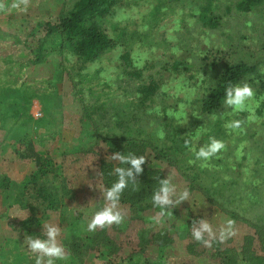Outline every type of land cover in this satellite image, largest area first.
Returning <instances> with one entry per match:
<instances>
[{
    "label": "rangeland",
    "instance_id": "374dc122",
    "mask_svg": "<svg viewBox=\"0 0 264 264\" xmlns=\"http://www.w3.org/2000/svg\"><path fill=\"white\" fill-rule=\"evenodd\" d=\"M74 1L0 0V175L9 178L7 187L0 190V264H35V254L28 252L25 241L27 236L46 238V225L60 228L57 242L68 257L55 264H221L220 254L233 255L237 264H246L241 255L245 242H250L253 253L263 255L254 228L237 218H251V211H241L236 205L238 216L229 215L200 188L199 184L209 185L205 177L199 184L192 183L185 176L189 170L182 168V173L167 160L155 159L149 148L145 152L148 166L171 180L176 198L187 191L188 199L169 206L163 216L159 207L136 215L129 203L119 202L121 224L92 232L87 231V224L106 203L101 164L109 162L114 169L119 163L110 158L116 151L109 142L98 138L99 129L101 134L135 136L141 127L142 135L159 146L174 142L169 130L179 129L177 135L193 132L196 148L214 137L226 147L208 160L214 161L208 166L213 173L209 175L212 191L221 190L228 199L245 197L252 191L251 180L257 188L264 186V111L255 110L256 119L250 121L251 113H233L226 105L217 114H202L198 103L221 69V56L246 61L261 56L264 2L243 13L234 8L237 0H212L219 23L216 28H205L197 14L207 0H123L105 19L117 45L83 72L90 75L89 80L73 86L68 73L71 61L52 51L35 62L34 47L45 33L40 25L55 22ZM14 3L19 7L13 8ZM176 59H183L187 68L170 70ZM136 69L142 71L139 76H135ZM150 79L161 88L139 108L136 89ZM99 104L108 115L129 118V128L112 122L110 128L97 131L93 118H99L94 110ZM84 107L91 110V119ZM232 120H240L241 128L228 129L226 124ZM218 128L222 132L215 135ZM29 142L53 163L54 171L47 177L54 201L41 200L31 186L22 189L24 178L35 168L31 158H20ZM193 156L189 148L182 157L189 159L185 166L192 164ZM213 194L214 201H225ZM199 219H206L216 232L215 239L205 236L210 246L192 238L193 224ZM228 219L234 221L235 235L221 241L219 229ZM260 224L264 226V221ZM75 239L80 246L72 245Z\"/></svg>",
    "mask_w": 264,
    "mask_h": 264
},
{
    "label": "trees",
    "instance_id": "16d2710c",
    "mask_svg": "<svg viewBox=\"0 0 264 264\" xmlns=\"http://www.w3.org/2000/svg\"><path fill=\"white\" fill-rule=\"evenodd\" d=\"M123 0H75L73 4L65 11H63L55 22L46 21L40 27L45 31L44 35L36 41L34 47V61L40 62L42 57L47 52L59 51L63 55L65 61L70 62V70L68 71L73 86L81 84L82 80H89L83 72L89 67V65L98 60L104 53L114 48L117 45V39L114 38L111 33L108 32L105 19L115 12V8ZM264 0H237L234 4L236 11L248 13L263 4ZM214 5L212 0H207L200 6L197 14V19L201 25L205 28H216L219 23L220 16L213 12ZM121 37L118 36V40ZM261 56L255 61H246L243 59H235L227 57H220L221 69L218 75L213 79L212 83L207 87L206 94L198 100L199 109L202 114H217L222 108H224V96L225 89L229 84H237L247 82L254 90V100L258 104L256 111L261 114L264 111V46ZM220 54V52H216ZM66 55H70L66 57ZM217 56V55H216ZM70 57L73 59L70 60ZM218 58V56H217ZM170 70L179 71L180 69L187 68V65L183 59L173 60ZM216 64V60L213 61V65ZM171 63H169V66ZM165 68V67H164ZM74 70V73L72 71ZM141 70H135V76H139ZM98 73V71H95ZM74 76L79 77L78 81L74 80ZM85 76L84 78H81ZM161 85L157 81L150 79L147 83H142L136 89V95L138 98V107L146 106V102L153 97ZM158 94V93H157ZM85 113L91 119V110L84 107ZM94 110L99 115L97 121L93 118L95 128L108 127L113 122L114 125L124 128H129V118L114 117L108 115L107 110L102 104L95 106ZM138 111V109H137ZM139 112V111H138ZM247 111L240 112L242 115H246ZM165 114L166 111H164ZM139 115L142 113L139 112ZM137 115L135 114V117ZM112 119V121H110ZM102 122V125L98 126ZM123 131V130H122ZM99 129L98 138L106 140L110 144V148L116 152H121L124 155L135 154L137 156L145 157V164L142 165L143 171L136 176L135 181H129L128 186L121 194L120 202L129 203L132 210L136 215L145 212L149 209H156L152 204L151 197L154 190L159 186V180L165 179L160 170L148 166L145 152L147 148L152 150L155 159L164 160L177 167L179 170H189L190 174L185 175L192 183L202 182V176L208 180V184H211L212 179L209 175L213 174L208 171V166L214 163V161L204 162L202 167L198 162H194L191 165H186L189 159L182 158L186 151L193 146V132H188L184 135H177L181 133L177 131L169 130V134L175 137L174 142L168 146H159L150 140L146 139L142 135L143 130L139 127L138 131H135V136L131 134H109L107 131L103 134ZM222 129L218 128L214 131L215 135L221 133ZM113 135V136H111ZM252 135V134H251ZM188 141V144H186ZM209 140H205L207 144ZM198 149V148H197ZM239 150V149H238ZM194 157V156H193ZM246 160L248 156H243ZM20 158H31L34 163V170L31 174L27 175L22 183V189L31 186L35 190V194L43 201H52L54 199V192L51 184V180L48 179V174L53 173V163L50 159L42 158L39 153L33 150L30 142L25 148V153H20ZM187 160V161H186ZM199 164V165H198ZM120 167H127L126 165L117 164ZM101 177L104 190L111 187L112 183L117 179L113 165L109 162H103L101 164ZM182 173L183 170H182ZM215 173V172H214ZM207 176V178H206ZM55 175L52 176L54 178ZM200 179V180H199ZM197 181V182H196ZM251 180V190L245 197L238 198L231 197L225 198L222 191L216 189L212 191L210 186H204L199 184L207 193V198L210 202L219 206L222 210L226 211L229 215L236 218L238 216L233 209L236 205H239L241 211H251V218L238 216L255 230V235L260 243V249L263 251V255H256L250 250V242H245L242 247L241 255L242 260L246 264H264V226L260 224V221H264V186L257 188V185ZM9 178L6 175H0V190L7 187ZM222 189V188H221ZM215 196L225 198V201H214ZM223 196V197H222ZM235 200L237 204L235 203ZM54 201V200H53ZM52 207V205H49ZM239 211V212H241ZM257 222V223H256ZM100 238V237H98ZM164 243V242H163ZM252 243V242H251ZM72 245L80 246L78 239L73 240ZM221 264H237V258L233 255L222 256L220 254ZM120 264V263H118Z\"/></svg>",
    "mask_w": 264,
    "mask_h": 264
},
{
    "label": "clouds",
    "instance_id": "9594fccd",
    "mask_svg": "<svg viewBox=\"0 0 264 264\" xmlns=\"http://www.w3.org/2000/svg\"><path fill=\"white\" fill-rule=\"evenodd\" d=\"M26 4V0H22ZM13 8L19 7V4L14 3ZM141 65L138 64L137 67ZM167 91V88L162 89ZM254 90L247 82L229 84L225 89L224 104L232 110L233 113H239L247 111L251 113L248 119L255 120V108H254ZM183 110V105H181ZM179 115H182V111ZM240 120H232L226 124V127L230 130H238L241 128ZM159 136L162 139L164 136L163 131L159 132ZM188 144V141H186ZM225 143L222 140L214 137L209 138V142L198 149L195 146H191L190 150L193 152L195 160L207 162L222 150L225 149ZM111 160L119 162L121 165L127 167L117 166L114 168V173L117 179L112 183L111 187L103 190V198L106 201L105 206L95 211L92 215L90 222L87 224V231H95L98 227L104 228L112 224L119 225L123 221V215L119 210V202L121 194L128 186L129 181H135L136 176L142 173V165L145 164L144 156H137L135 154L124 155L121 152H114L110 156ZM190 161V163H194ZM204 166V163L201 164ZM175 185L171 183L169 178L160 179L159 186L152 193L151 201L155 207L161 209V215L166 214V210L169 206L178 204L181 201L188 199V192L185 191L175 196ZM234 221L231 219L225 220L223 225L219 229V239L223 241L228 236L235 235ZM43 236H27L26 245L30 254H35V264H55L57 260L66 261L68 259L65 248L63 245L58 244L57 237L60 235V228L55 225H46L43 227ZM192 238L195 241L202 242L205 245L210 246V240L205 236L215 239L216 232L212 225L206 219H199L193 224L191 231Z\"/></svg>",
    "mask_w": 264,
    "mask_h": 264
}]
</instances>
